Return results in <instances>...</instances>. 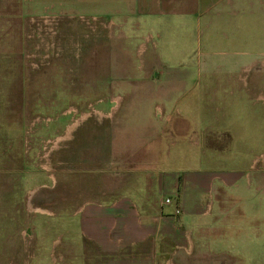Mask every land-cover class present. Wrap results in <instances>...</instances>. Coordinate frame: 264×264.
<instances>
[{
	"label": "rangeland",
	"instance_id": "obj_1",
	"mask_svg": "<svg viewBox=\"0 0 264 264\" xmlns=\"http://www.w3.org/2000/svg\"><path fill=\"white\" fill-rule=\"evenodd\" d=\"M208 1L209 9L192 30L174 29L175 34L163 38L156 29L143 26L135 40L131 31L122 36L124 32L110 19L77 16L71 22L44 15L28 21L20 12L25 0H0V226L4 205L24 201L28 190L40 183L48 187L57 183V189L66 190L78 183L73 188L86 198L84 184L91 179L99 189L105 172L112 186L136 177L147 182L154 168L166 164L145 157L159 142L175 146L181 140L178 144L184 145L189 157L179 165L189 167L195 165L190 155L203 146L202 137L217 140L224 145L219 150H230L233 156L245 152L244 159L220 158V167H243L249 154L264 151V0ZM110 38L115 41L106 48ZM95 51L108 70L116 69L114 61L123 58L135 77H143L146 58L156 72L163 75L175 69L186 79L175 88L178 80L172 85L165 80L156 94L151 82L133 94L130 79L109 78L108 90H101L93 83L96 77L100 85L99 73H92L99 72L96 60L90 59ZM63 54L80 55L82 60L55 65L54 59H61L56 56ZM51 61L55 66H43ZM106 81L102 79V86ZM119 85L125 87L116 89ZM60 87L63 90L57 92ZM209 87L217 91L202 92ZM174 89L185 92L174 95ZM257 94L261 98L254 99ZM201 114L205 123L214 125L212 129H197ZM175 122L184 123V134L174 133ZM112 142L122 147L112 153ZM254 163V169L262 167L259 158ZM251 188L221 193L228 199L224 214H231L226 229L220 231L228 237L219 247L224 253L220 258L228 264H264V221L255 220L264 219V190L259 180ZM28 209L29 222L19 229L20 238H0V264H50L52 253L79 238L71 218L58 223ZM73 209V204L59 208L64 215ZM36 239L37 261L31 258ZM86 249L95 254L93 248Z\"/></svg>",
	"mask_w": 264,
	"mask_h": 264
},
{
	"label": "crops",
	"instance_id": "obj_2",
	"mask_svg": "<svg viewBox=\"0 0 264 264\" xmlns=\"http://www.w3.org/2000/svg\"><path fill=\"white\" fill-rule=\"evenodd\" d=\"M209 7L208 0H25L24 10L20 12L28 21L34 16L44 15L66 18L71 22H73L71 18L77 16L106 18L112 20L121 29L122 34L124 32L122 36H127L125 31H131L132 38L138 40L140 36L137 30L141 31L143 26L156 29L159 37L163 38L175 34L174 29L192 30ZM113 41L115 39H107L106 48ZM138 45L144 47L143 43ZM97 55L95 51L90 59L96 60L94 63L97 68L99 67V72L97 69L90 72L99 73L100 85L97 86L96 77L93 83L101 90L103 87L108 90L106 80L109 78L130 79L133 94L143 92V88L149 82L156 85L154 93L156 94L159 86L163 87L166 83L172 85L173 80H178L173 83L175 88L186 79L183 72L175 69L168 70L163 75L156 72L152 65L146 64L150 62L146 58L143 77H135L123 58L114 61L116 69L108 70L106 67L108 64L102 61V55L96 57ZM88 69L86 65L85 70ZM103 78L106 81L104 86L101 82ZM90 79L92 80V77ZM115 87L118 89L125 86ZM68 88L74 89L69 86ZM207 90L214 94L217 88L209 87L202 92ZM247 91L251 96L252 90ZM184 92L174 89V95L180 96ZM257 97L261 98V95L257 94L254 99ZM121 99L120 97L119 103L115 106L120 105ZM260 115L261 109L257 110L256 124ZM200 118L201 120L196 119L197 129L214 127L202 120L204 114H201ZM182 124L184 123L175 122L173 131L176 135L185 133ZM186 142L189 144V138ZM178 143L173 146L171 143L159 142L145 152L146 158L163 159L166 163L154 168L148 174L147 177L150 175L151 177L147 182L136 177L128 183L123 180L116 181L112 186L108 181V173L105 172L100 179L99 189L96 190L91 179L88 180V184H84V190L88 191L87 194L85 191L86 198H83L80 192L76 193L73 188L77 187L78 183L72 187L69 185L67 190L57 189V183L51 187L40 183L30 188L24 201L4 205L5 214L0 226L2 229L0 232L3 234L0 238L19 237L22 224L26 225L29 222L27 218L30 207L38 213L35 215H49L58 223L69 217L74 226H77L79 238L67 249L52 253L50 264H63L66 257L69 262L64 264H228L220 258L224 253L221 254L222 249L219 250V247L224 245L222 241L228 237L226 234H220V231L226 229V217L231 214H224L223 208L228 199L221 197V193L223 190H251L256 180H259L260 190H264V167L254 169V159L263 156L264 151L249 154L250 158L248 162H243V167L235 165L220 167L217 161L220 158L244 159L245 152L233 156L230 150L229 152L219 150L224 145L217 140L202 137L203 146H197L196 148H199L197 154L190 155L195 160V165L189 167V164L179 165L189 156L186 155L184 145ZM227 144L230 145V139ZM120 147L122 146L112 142L111 152L119 150ZM172 160H176V163L173 164ZM38 190L41 191L38 192L39 195L36 194ZM65 190L68 193L64 199L62 196ZM167 197L171 198L172 203L162 204L163 199ZM70 203L74 205L72 212L69 211L68 215L61 214L59 208L62 204L68 208ZM231 203L232 201L229 202ZM176 208L180 209L179 214L174 213ZM260 218L261 220L255 219L256 222L263 223V217ZM47 229V226H44V232ZM58 238L52 240L53 245L57 244ZM37 244L36 239L35 250L31 256L36 261ZM87 246L93 248L94 255H89ZM33 264L41 263L37 261Z\"/></svg>",
	"mask_w": 264,
	"mask_h": 264
},
{
	"label": "flooded vegetation",
	"instance_id": "obj_3",
	"mask_svg": "<svg viewBox=\"0 0 264 264\" xmlns=\"http://www.w3.org/2000/svg\"><path fill=\"white\" fill-rule=\"evenodd\" d=\"M70 43H72V44H74V42H72V41H70ZM79 44H77V46H78ZM56 57H60L61 59H58V58H55L54 60H56L57 62V64H55V65H60V64H63V65H69V64H72V63H78V62H80V60H82L81 59V56L80 55H71V54H67V55H58V56H56ZM54 63H55V61L53 62V61H51V62H49L48 64H42L43 66H45V65H48V66H50L51 64H53L54 65ZM54 65V66H55ZM58 75V74H57ZM57 78H63V77H59V76H56ZM61 90H63V88H57V92H60ZM49 104H51V103H49ZM49 104H46V105H49ZM97 105V104H96ZM70 107V106H69ZM68 108V107H67ZM263 167H264V163H263V165H262Z\"/></svg>",
	"mask_w": 264,
	"mask_h": 264
},
{
	"label": "built area",
	"instance_id": "obj_4",
	"mask_svg": "<svg viewBox=\"0 0 264 264\" xmlns=\"http://www.w3.org/2000/svg\"><path fill=\"white\" fill-rule=\"evenodd\" d=\"M82 19H84V18H82ZM263 157H264V155L261 156L259 159H260L261 162L264 163ZM171 203H172V200H171L170 197H167V198L163 199V201H162V204H171ZM174 213L175 214H179L180 213V209L179 208H176L175 211H174Z\"/></svg>",
	"mask_w": 264,
	"mask_h": 264
}]
</instances>
